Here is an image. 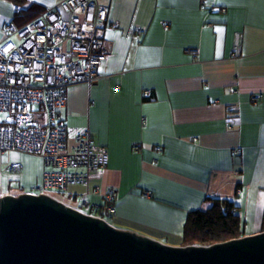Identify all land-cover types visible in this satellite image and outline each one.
Listing matches in <instances>:
<instances>
[{"label": "crops", "instance_id": "0c3cea01", "mask_svg": "<svg viewBox=\"0 0 264 264\" xmlns=\"http://www.w3.org/2000/svg\"><path fill=\"white\" fill-rule=\"evenodd\" d=\"M30 1L44 10L64 0ZM99 1L109 7L112 53L101 78L69 86L60 108L107 150L99 180L85 188L98 189L91 203L105 205L113 190V226L173 239L190 211L228 198L244 235L264 231V0ZM4 8L0 39L9 22L28 21L16 13L8 20ZM258 94L263 100L253 102ZM27 156L34 161L17 172L6 166L19 160L4 165L0 156V188L40 183L43 161Z\"/></svg>", "mask_w": 264, "mask_h": 264}, {"label": "built area", "instance_id": "2783aa9c", "mask_svg": "<svg viewBox=\"0 0 264 264\" xmlns=\"http://www.w3.org/2000/svg\"><path fill=\"white\" fill-rule=\"evenodd\" d=\"M14 8L15 13L20 11V6ZM108 17L109 7L99 0H64L22 26L12 21L5 25L7 35L0 39V156L9 152L37 156L48 169L40 183L20 191L0 188V197L50 195L47 191L99 180L108 161L106 148L88 125L66 122L60 108L69 86L91 85L101 78L100 66L112 53L106 40L113 27ZM238 50L237 35L235 55ZM144 96H151L150 89ZM251 100L258 102L263 96L252 95ZM22 166L13 161L6 171L17 172ZM91 193L98 194V189H88L81 195L82 205L72 207L105 220L104 212L116 213L113 190L104 195L103 206L86 200Z\"/></svg>", "mask_w": 264, "mask_h": 264}, {"label": "water", "instance_id": "95a60500", "mask_svg": "<svg viewBox=\"0 0 264 264\" xmlns=\"http://www.w3.org/2000/svg\"><path fill=\"white\" fill-rule=\"evenodd\" d=\"M0 264H264V231L211 245H172L48 194H10L0 197Z\"/></svg>", "mask_w": 264, "mask_h": 264}, {"label": "trees", "instance_id": "16d2710c", "mask_svg": "<svg viewBox=\"0 0 264 264\" xmlns=\"http://www.w3.org/2000/svg\"><path fill=\"white\" fill-rule=\"evenodd\" d=\"M14 5L20 6L21 18L28 16V21L33 20L44 10L30 0H10ZM32 187V186H31ZM10 189L23 190L21 186H8ZM211 205L205 210L190 211L183 228V245H211L244 235V224L238 212V206L228 198H214Z\"/></svg>", "mask_w": 264, "mask_h": 264}, {"label": "rangeland", "instance_id": "374dc122", "mask_svg": "<svg viewBox=\"0 0 264 264\" xmlns=\"http://www.w3.org/2000/svg\"><path fill=\"white\" fill-rule=\"evenodd\" d=\"M1 1H4V0H1ZM0 6H5L3 12H4V15L5 16H9L8 17V20L11 19V17L14 16V13H15V8H14V5L12 4L11 6L4 2H0ZM11 8V10H10ZM2 30V28H0V31ZM3 164L6 165L8 162H10L11 160H19L22 165L24 166H27L29 164H31V162L34 161L33 158H31L30 156H27V155H22V154H14V153H7L5 154L3 157ZM45 169H48V168H45ZM18 185L16 181H13V183H11V185L15 186ZM23 184V183H22ZM32 186V185H31ZM87 187V184H72L69 186L68 190L67 191H57V190H50V191H47L52 197H55L57 199H60V200H63L75 207H79L82 205V199L79 198V197H75V195L73 196L72 194H74V192L76 191L77 193L79 194H85L86 193V188ZM14 191H20V190H14ZM16 194L20 193V192H14ZM72 193V194H70ZM148 194V193H147ZM87 201L90 200L92 201V199H89L87 198L86 199ZM251 201H249V204L246 206L245 209H247L246 211L249 212V210H251L254 206H255V203H250ZM104 216L106 217L107 221L111 224L113 222V219H112V215L108 214L107 212H104ZM256 224V223H255ZM254 225V221L251 220L246 229H251L252 226ZM116 226H119V225H116ZM255 226V225H254ZM184 228V226H183ZM138 230V229H137ZM139 230H142V229H139ZM148 234H152L150 231H147ZM156 237L155 238H158L159 241L162 240V241H169V243L171 244H181L183 245L184 244V238H183V231L181 234H177V236H174L173 239H171L169 237V239L167 238V236H158V235H155ZM244 236V235H243ZM242 237V236H241ZM161 241V242H162Z\"/></svg>", "mask_w": 264, "mask_h": 264}, {"label": "snow or ice", "instance_id": "6c2138e0", "mask_svg": "<svg viewBox=\"0 0 264 264\" xmlns=\"http://www.w3.org/2000/svg\"><path fill=\"white\" fill-rule=\"evenodd\" d=\"M218 31H222V30H219V29H218Z\"/></svg>", "mask_w": 264, "mask_h": 264}]
</instances>
